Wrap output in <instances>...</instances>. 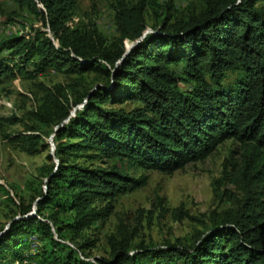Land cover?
Wrapping results in <instances>:
<instances>
[{
	"label": "trees",
	"instance_id": "trees-1",
	"mask_svg": "<svg viewBox=\"0 0 264 264\" xmlns=\"http://www.w3.org/2000/svg\"><path fill=\"white\" fill-rule=\"evenodd\" d=\"M7 1L39 27L0 41V82L48 69L74 81L41 86L22 131L2 136L27 156L53 136L55 152L27 199L14 204L0 188L15 207L0 228V264H264V0H198L182 10L172 0H114L109 41L94 24H73L77 0ZM85 73L95 83L79 90ZM226 140L240 149L224 176L241 183L235 208L158 246L134 242L119 223L106 256L89 259L94 241L78 243L82 233L112 213L116 197L145 185L129 171L170 174ZM171 216L192 219L180 207ZM30 237L37 244L26 253Z\"/></svg>",
	"mask_w": 264,
	"mask_h": 264
},
{
	"label": "rangeland",
	"instance_id": "rangeland-1",
	"mask_svg": "<svg viewBox=\"0 0 264 264\" xmlns=\"http://www.w3.org/2000/svg\"><path fill=\"white\" fill-rule=\"evenodd\" d=\"M149 4H160L162 0H146ZM174 8L182 10L187 4L198 5V0H172ZM114 0H77L72 10L74 25L94 24L101 36L109 41L115 36L113 24ZM153 7V6H152ZM145 20L149 25L152 14L146 8ZM39 27L32 15L25 9L17 8L12 2L0 0V41L9 35L27 33L30 28ZM130 48V42L124 41ZM6 52L1 56L5 57ZM16 58L12 61L15 63ZM30 70L29 67L26 68ZM74 75L63 71L48 69L32 77L17 73L14 77L0 82V188L5 190L14 204L27 199L28 184L33 181L39 169L49 163V156L55 152L53 136L43 135L45 148L33 156H27L14 146L6 143L2 136L22 131V123H27L28 112L36 107L41 86L73 82ZM95 83L92 73L83 75L80 89ZM135 103H127L131 109ZM17 118L20 123L10 125L7 120ZM47 132V129H43ZM240 149L237 143L226 140L201 160L188 162L170 174L157 171H129L133 177L145 176V185L116 197L112 213L102 222H97L82 233L81 240L94 241V247L85 251L90 257L106 256V237L113 234L116 226L122 223L135 234L134 242L161 245L164 241L187 238L194 230H200L199 222H205L211 213H219L235 208L241 202L243 191L241 183L232 182V176L240 164ZM0 191V228L7 225L15 211L14 204L5 200ZM180 207L192 219L173 220L171 211ZM36 241L29 238L32 253ZM19 264H28L22 260ZM31 264H36L31 263Z\"/></svg>",
	"mask_w": 264,
	"mask_h": 264
}]
</instances>
